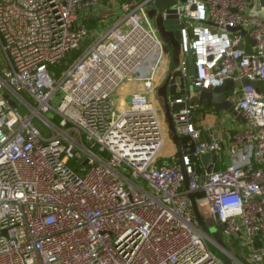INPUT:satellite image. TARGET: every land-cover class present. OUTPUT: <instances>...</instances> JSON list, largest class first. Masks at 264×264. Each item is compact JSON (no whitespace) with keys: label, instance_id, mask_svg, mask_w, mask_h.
I'll use <instances>...</instances> for the list:
<instances>
[{"label":"built area","instance_id":"built-area-1","mask_svg":"<svg viewBox=\"0 0 264 264\" xmlns=\"http://www.w3.org/2000/svg\"><path fill=\"white\" fill-rule=\"evenodd\" d=\"M100 1L0 0V264H223L217 238L227 246L238 236L249 264H263L264 248L252 246L264 234V18L249 6L259 1L170 7L180 24L178 69L188 76L190 51L192 88L231 79L227 99L244 123L229 110L205 124L217 114L187 91L173 118L196 145L168 159L149 98L165 54L146 13L155 0L123 3L59 77L50 69L91 37L86 14ZM236 26L253 42L229 30ZM126 82L133 89L119 108L114 94ZM203 133L209 141L198 142ZM210 152L216 160L196 174L191 155ZM199 191L194 202L214 234L196 220L189 195Z\"/></svg>","mask_w":264,"mask_h":264},{"label":"water","instance_id":"water-1","mask_svg":"<svg viewBox=\"0 0 264 264\" xmlns=\"http://www.w3.org/2000/svg\"><path fill=\"white\" fill-rule=\"evenodd\" d=\"M177 0H155L151 5L149 4V7L146 11L148 18L156 25L158 28L160 36H164L165 34L168 36H172L175 40L179 41V20L175 13V10L171 9L170 7L173 6L176 3ZM185 1V0H180ZM251 1V0H248ZM261 7H264V0H258ZM163 11L165 12V16H163ZM239 29L241 30V33L245 35V37L253 42V40L245 34V30L240 27H229V30H235ZM165 31L167 33H165ZM171 37V38H172ZM169 42V43H168ZM169 44L178 45L176 42L173 41V39H169L167 41L164 40V52H169ZM186 58L188 60V64L190 68L188 69V76L185 77L182 72L177 68L172 70L170 72L169 77L167 78V82H165L162 87L160 94L163 97V107H164V115L167 119V122L169 124V129L171 131V137L172 141L175 144L177 150L176 155L180 157L183 153L182 145H184L189 152H193L194 147L196 145V142L190 138L189 135H179L176 132L175 127V121H174V114H178L179 111L184 108L185 103H177L174 102L175 99L179 98L181 95L186 93L187 91H193L195 94L192 98V102H199L204 107L212 108V110L215 113H220L222 111H229L232 108V103L230 100L227 99V92H229L233 87V81L231 79H226L224 83L219 87H212L208 89H197L192 88L191 86V74H192V65H193V55L190 51L187 52ZM150 62V59L147 58L143 61L144 65H147ZM243 83H246L244 80ZM231 114L234 115L239 123H244V119L241 117V115L236 111L235 109L231 110ZM39 127V124H36ZM209 141L207 134L203 133L198 142H204ZM82 159V158H81ZM192 161H194L197 165L195 167L196 174H201L202 170L198 164L201 162L204 165L209 163L210 161L216 160V153L210 152V153H203L199 156L191 155ZM225 165H229L230 161L228 158L224 161ZM212 170V166L209 165L206 168L207 172H210ZM185 177V181H186ZM203 191H199L196 193L190 194V198L193 203L194 212L196 220L205 233H208V228L206 227V224L204 220L202 219L199 210L197 209V206L194 202L195 197H201L203 196ZM215 221L220 228V230H223V224L219 221V219L216 217ZM217 238V236H215ZM217 244L221 247L222 252L227 254V246L226 244L219 238H217ZM260 245V244H259ZM220 254V257L222 260L225 261L226 264L229 263L227 259H225L224 254ZM231 258V257H230Z\"/></svg>","mask_w":264,"mask_h":264},{"label":"crops","instance_id":"crops-1","mask_svg":"<svg viewBox=\"0 0 264 264\" xmlns=\"http://www.w3.org/2000/svg\"><path fill=\"white\" fill-rule=\"evenodd\" d=\"M132 0H101L97 6L92 7L86 14V20L85 21H90L91 19L93 20H97V21H102L106 22L107 24L105 25V27L107 25H109L110 23H112L113 21L117 20L121 14H122V9H121V5L125 2H129ZM258 4L257 1H251L249 6L251 7L252 5L255 7V9L258 11V14L264 18V10L259 8H256V4ZM151 5V4H150ZM149 5L146 7V11L148 9ZM100 27V26H99ZM104 27V28H105ZM103 28V29H104ZM102 29V30H103ZM101 30V31H102ZM166 34L164 36H161V38L165 41L169 40L168 37H165ZM169 43V42H168ZM169 51L172 50L173 52V56L177 55V60H176V65L172 67V63L170 58L167 56V53L164 54V56L160 59L158 67L156 69V73H155V83H154V90L151 92L149 98H150V103L154 105V99L155 97L157 98V89L160 87H162V85L167 82V78L170 75V72L172 70H174L175 68L177 69L179 66V58H180V51H179V46L178 45H174V44H169ZM176 48V49H175ZM176 50L178 52H176ZM5 59V57H4ZM172 59V58H171ZM6 60V59H5ZM162 64V65H161ZM6 66V64L4 65V67ZM3 66L1 67L0 64V68H4ZM160 68V69H159ZM160 71V72H158ZM143 73H146V70L143 71ZM128 85H130L131 90L129 91V93L127 95H125V99H124V104L127 103L128 98H129V94L133 89V84L132 83H127ZM127 84H123L124 86ZM121 86L119 89H122L124 86ZM118 89V90H119ZM117 90V91H118ZM116 91V92H117ZM115 92V94H116ZM193 92L192 90L190 91V93ZM114 94V95H115ZM229 92H227V96H228ZM117 95V96H116ZM115 96V100L118 103L119 102V95L116 94ZM192 96H194V93L192 94ZM161 101L163 103V97L161 96ZM164 106V105H163ZM164 109V107H163ZM212 109V108H211ZM164 111V110H163ZM222 116H221V115ZM218 117H222L223 120H227L228 119V112L227 111H222ZM217 117V120H218ZM215 120V121H214ZM220 122V123H222ZM216 121V118L214 119L213 116L210 117H206L205 118V124H209V125H215V124H220ZM163 124V128H164V132H165V136L167 138V143L164 144L163 148L160 151V157L161 159H168L172 154H176V146L172 141V137H171V131L169 129V124L167 122V119L164 115V122H162ZM182 150L183 152H185L187 150V148L182 145ZM260 244V245H259ZM231 248V251L233 252V255H231L230 253H228V255L231 257V259L233 260L234 264H241L240 262H242L243 264H249V261L247 260L249 253L251 251L250 246L247 245L246 240L243 237H236L234 239L231 240V242H229L227 244V249ZM252 246H255L256 248H264V234L259 235L258 237L255 238L254 244ZM237 257V258H236ZM240 261V262H239ZM264 264V261H263Z\"/></svg>","mask_w":264,"mask_h":264},{"label":"rangeland","instance_id":"rangeland-1","mask_svg":"<svg viewBox=\"0 0 264 264\" xmlns=\"http://www.w3.org/2000/svg\"><path fill=\"white\" fill-rule=\"evenodd\" d=\"M256 4V8H259V5L257 4V3H255ZM107 23L106 22H103L102 23V21H97V20H93V19H91L90 21H88L87 22V25H89L88 27L90 28V30H91V32H92V35H91V37H90V39L92 40L104 27H105V25H106ZM100 26V27H99ZM165 33H167L166 31H165ZM165 37H168V39H173V41L174 42H176L177 44L179 43V41L178 40H175L172 36H169V33H168V36L166 35ZM172 37V38H171ZM86 45L87 44H85L83 47H81V51H83L84 50V48L86 47ZM176 49V48H175ZM176 52H178L177 50H176ZM167 56L170 58V60H171V63H172V67L173 66H175L177 63H176V60H177V55L176 56H173V52H172V50H170L168 53H167ZM172 58V59H171ZM0 64H1V67L3 66L4 67V65L6 64V60L4 59V54L1 52V49H0ZM162 65V64H161ZM160 69V68H159ZM158 72H160V71H158ZM127 83H129V82H126V83H124V84H127ZM124 86V85H123ZM161 88L159 87L158 89H157V91H158V93H157V98L155 97V99H154V105L156 106V109H157V113H158V115H159V117H160V119H162V122H164V109H163V103H162V101H161V94H160V90ZM131 90V87H130V85H125L122 89H119L117 92H116V94H118L119 95V102H118V107L119 108H122V107H124V99H125V95H127L128 93H129V91ZM115 94V95H116ZM114 95V98L117 96H115ZM115 102H116V100H115ZM18 104L20 105V101H18ZM52 104L54 105V106H56L57 104H58V98H56L53 102H52ZM116 104H117V102H116ZM21 110L23 111V112H25V110H23L22 108H21ZM224 112V111H223ZM221 113V112H220ZM220 113H216V114H220ZM221 115V114H220ZM48 116H50L51 117V113L50 114H48ZM219 115H216V116H214V119L216 118V121L218 122V123H220V122H222V120H223V118L220 116V117H218ZM217 117H218V120H217ZM38 121L40 122V124L42 125V128L45 130V125H44V123L41 121V120H39L38 119ZM215 121V120H214ZM167 138L165 137V141H164V144H166L167 143ZM217 227H216V225H210L209 227H208V230H209V233L210 234H214V233H216V231H217ZM218 249V248H217ZM219 250V249H218ZM228 253H230L231 255H233V252L231 251V248H229V246H228ZM222 254H224L225 255V259H227L228 261H229V263L228 264H234L233 263V260L230 258V256L228 255V254H226V253H224V252H222ZM219 256H220V253H219ZM237 258V257H236ZM222 260V259H221ZM222 262H223V264H226L225 263V261L224 260H222Z\"/></svg>","mask_w":264,"mask_h":264},{"label":"trees","instance_id":"trees-1","mask_svg":"<svg viewBox=\"0 0 264 264\" xmlns=\"http://www.w3.org/2000/svg\"><path fill=\"white\" fill-rule=\"evenodd\" d=\"M86 25H87V21H85ZM89 26V25H87ZM93 40V39H92ZM92 40L89 38V39H86L83 44L78 48V49H75L73 50L72 52H70L67 57L59 64L57 65H54V66H51V71L55 74L56 77H59L61 72L65 69H67L70 64L75 60L77 59V57L82 54V52L89 46V44L92 42ZM85 44L86 47L84 48L83 51H81V47H83ZM58 119V118H57ZM215 252L217 254H219V252L215 249Z\"/></svg>","mask_w":264,"mask_h":264}]
</instances>
